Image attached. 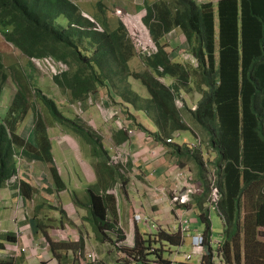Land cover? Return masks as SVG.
<instances>
[{"label": "trees", "instance_id": "trees-1", "mask_svg": "<svg viewBox=\"0 0 264 264\" xmlns=\"http://www.w3.org/2000/svg\"><path fill=\"white\" fill-rule=\"evenodd\" d=\"M94 20L102 31L96 30L71 0H0V35L7 43L29 59L51 55L68 65V71L53 80L69 103L82 101L86 107L89 95L104 93L109 100L122 104L127 125L133 123L147 130L138 123L136 113L150 118L158 128L151 134L159 140L173 139L183 131L195 133L191 123L196 122L200 131L195 129L206 135V151L212 156L207 155L203 143L196 149L188 144L171 145L178 160L191 161L203 170V193L195 197L204 224L205 257L201 264H264V0H221L218 7L213 3L199 6L194 0L156 2L148 7L145 18L159 47L153 57L137 53L122 20L115 26L106 19ZM173 27L184 35L185 50L191 59L175 61L167 49L168 41L163 44ZM136 58L143 64L141 71L131 66ZM30 65L28 70L15 68L12 74V68L0 62V98L9 79L16 88L7 114L0 116V190L17 173L16 157L21 156L46 163L55 184L63 187L48 132L53 124L74 131L101 154L102 161L116 169L109 165L110 152L102 138L79 116L65 114L55 100L36 87L35 69ZM132 79L142 82L149 98L135 90ZM194 91L202 94L196 110L184 100V93ZM179 99L184 100L183 109ZM39 107L44 109L45 117ZM30 111L35 144L20 133ZM119 132L117 145L127 139L124 129ZM214 185L221 194L215 212L224 227L217 250L212 212L205 206ZM33 191L28 183H22L24 196ZM102 201L108 203H104L103 212L94 217L93 224L99 239L115 246L125 239L117 229V199L107 194ZM109 212H114V222L108 220ZM108 228L115 230L117 240L106 232ZM2 236L0 255L7 243L18 242L14 233ZM184 242L180 231L137 232L133 247L119 248L124 254L122 264H169L172 249ZM80 244L84 251L85 243ZM71 246L52 243L55 254L57 247L64 250ZM0 264L18 261L0 256Z\"/></svg>", "mask_w": 264, "mask_h": 264}, {"label": "crops", "instance_id": "crops-1", "mask_svg": "<svg viewBox=\"0 0 264 264\" xmlns=\"http://www.w3.org/2000/svg\"><path fill=\"white\" fill-rule=\"evenodd\" d=\"M71 1L77 5L85 18L89 16L98 19L97 15L110 16L111 14L117 21L116 11L139 13L147 11L149 6L160 0ZM194 1L199 6L213 3L218 7L221 0ZM110 2L113 4L109 5ZM103 18L111 24L107 18ZM178 33L182 34L180 31ZM167 39L169 40L168 37ZM167 39L165 37V40ZM175 41L178 42V39ZM179 44L178 42L177 47ZM172 58L175 59V56L172 55ZM86 108L94 114L99 112L95 109L96 107ZM83 122L85 123V120ZM87 122L86 127L91 128L103 142L119 143L117 142V136L121 134L119 130H114L110 141L106 138L108 131L103 121L96 127H94L96 124L94 119ZM148 122L152 125L154 123L151 119ZM129 127L133 133L127 135V139L122 144L127 145L134 155L129 170L131 176L126 180L125 187L123 186L118 196H115L119 216L117 229L125 235L123 245L132 247L137 232L146 234L155 231L153 223L158 224L160 230L172 233L180 231L181 224L187 220L190 225L199 223L200 208L197 205V198L182 209L177 207L175 209L170 199L172 191L182 190L183 184L188 180L203 184L204 181L203 170L198 165L191 161L178 160L174 154V145H167L166 139L159 140L150 134V132L158 131L156 126L153 125L149 129L145 126L147 131L135 127L134 124H130ZM194 130L202 141L200 133L195 128ZM21 134L35 144L33 116L25 121ZM49 135L53 145V155L63 179V184L61 183L60 186L63 187L55 184L49 166L44 162H33L24 157L20 159L18 161L20 179L17 182L13 180L12 182H15L13 185H11L12 182L6 183L0 191V236L3 237L2 235L7 233L18 235L20 250L15 252L18 264H86V262L89 263L86 255L91 251L98 254L100 261L103 259V262L108 264L105 261L107 253L103 251L106 252L107 248L119 255L120 249L113 248L110 241L102 242L93 223L94 217L103 212L101 208L107 202L102 201L103 197L112 194L118 181H124L122 173L119 169H112L105 161H102L101 154L95 153L93 147L74 131L53 124ZM118 139L121 140V137ZM185 141L198 143L191 141L188 137ZM105 148L112 150L113 145L111 147L105 145ZM179 162L183 163L184 167ZM23 182L28 183L34 190L28 196H24L23 193L21 195L18 189ZM91 187L95 188L92 192ZM205 206L208 207V203ZM107 215L108 220L114 222L116 218L114 212H109ZM192 231L195 232L192 233ZM106 232L114 235L112 237L117 240L114 229L108 228ZM190 233L196 235L202 233V230L191 228ZM186 239L180 248H176L180 252L187 243ZM192 241L191 237V246ZM82 242L85 243L84 251L81 250ZM52 243L71 244L73 248L63 250L57 247L55 254ZM11 246L14 245L6 244L3 257L9 256L7 251ZM10 251L11 249L8 252ZM176 257L172 254L170 260L176 261ZM122 263V260L118 262V264Z\"/></svg>", "mask_w": 264, "mask_h": 264}, {"label": "rangeland", "instance_id": "rangeland-1", "mask_svg": "<svg viewBox=\"0 0 264 264\" xmlns=\"http://www.w3.org/2000/svg\"><path fill=\"white\" fill-rule=\"evenodd\" d=\"M112 4L113 3H111V2L109 3V5H112ZM126 12H128V11H126ZM131 14L135 15L136 13H131ZM101 15H97L98 16L97 18L100 21H104L103 17H105V18H107L110 21L112 26H115L118 23V20L116 21L115 18H113L111 14H109L110 16H107L106 14H104V15L101 14ZM138 15H143V17H144L146 14L143 11V12L139 13ZM100 16L102 18H100ZM92 19H94V18H92ZM97 28L103 29V27H99V26H97ZM178 31H180V30L173 27L172 28V32L167 34L166 39H167V37L169 38V40L167 39V41H168L167 45L169 46V47H167V49H168L169 53H171V55L175 56V61H183L184 62L183 58H185V57L186 58H190V54H189L188 51H186L187 50V44H186L184 35L181 34V33H178ZM219 31H220V20H219L218 14H217V46L218 47L220 45V42H219ZM175 39H178V42L180 43L178 47H177L178 42L175 41ZM165 41L166 40H163V44L165 43ZM172 44H173V47H172ZM0 62L3 63L6 68H12L11 69L12 74L15 71V68H20L21 67V68L26 69V70L31 68L30 67L31 65H30L29 58H27L24 55H22L11 44H9L6 41H4L2 36H0ZM131 66H132V68L134 70L135 69L139 70V71L143 70V64H142L141 60H139L138 58H136L135 60L132 61ZM33 81H34V84L36 85V87L38 89H40L44 94L48 95L51 99L55 100V102L58 105V107H60V109L65 114H67L68 116H70V117L74 116L76 118H78L77 116H79L81 119L85 120V124L90 119H94L96 121V124L94 125V127H96L98 124H100L101 121L104 122L102 114H101L100 110L97 107L95 108V109H97V112L99 111L97 114L91 113L89 110H86L87 108L86 109L84 108V111L81 113L80 109L76 108L74 106L75 103H69L67 98L61 93V90L54 83V80H53L52 76L47 74L46 72L38 71L37 69H35ZM132 81H133L135 90L141 96L147 97V98L150 97L148 89L142 84L141 81H135L134 79H132ZM164 82L170 83V80H165L164 79ZM4 89L5 90H4V92L2 94V97H1V100H0V116L1 117L5 116L7 114L10 102H11V100L13 98L14 93L16 92V88L14 86L13 79H9L7 81V84L5 85ZM184 97H185V99H187V103H188L189 107L194 108V107H196L198 105L199 101L202 99V94H200L197 91H194V92L189 93V94L188 93H184ZM107 98L109 99V96H107ZM109 104H111V106L114 109H116L115 111H117V114H120V117H119V120L109 122V125L106 126L107 127L106 130L108 131L107 132L108 136H106V138L108 140H110V137L112 136V133L114 132V130H116L119 122L122 124V127L124 128L125 127L124 123L127 120L125 113L123 112V110H121L122 108L120 107V106H122V104H119L118 102H116L114 100H109L108 101V105ZM87 107H88V105H87ZM38 110L45 117L44 109L42 107H39ZM125 110L130 111V109H128L126 107H125ZM89 113H91V114L89 115ZM30 115H32V111L29 112V114L26 117V119L24 120L20 130H22V127H23L25 121L29 118ZM136 115L138 116V119H137L138 123L146 126L148 129L152 128L153 125L156 126L155 123H153V125H152L151 122H148V120L150 118H148L144 113H136ZM126 124H127V122H126ZM191 125H192V127H194L197 130H199V127L196 126L197 125L196 122L195 123L194 122L191 123ZM61 128H63V126H61ZM97 128H99V127H97ZM49 130H51V126L49 127L48 132H49ZM174 136L173 137L175 138V140H176L175 142L177 144H185L186 143L185 142V138H187V137L191 141L199 142V137H197V135L195 133H193L192 131H183V132L178 133V134H176ZM200 137L202 138L203 148L206 151L207 150L206 135L202 134ZM77 138H79V136H77ZM103 144L108 146V147L112 146V143H110L108 141H104ZM106 149L108 150V148H106ZM108 151L111 152L112 150H108ZM207 155H211V154L209 152H207ZM209 169H213V167L211 165H209ZM13 183H15V182H12L11 185H13ZM93 190H95V188L91 187L90 191L92 192ZM114 192L115 191L113 190V192H111V193H114ZM211 219H212V222H213V231H214V242L213 243H214L215 250H217L218 249V245H220V244H217V243H220L222 241V239H223L224 227H223V222L220 219V217L217 214V212H215V211L212 212ZM190 227L192 229H197L199 231H201V230L203 231L204 224L201 223L200 220H199V223H196V224H193V225L191 224ZM193 232H195V231H192V233ZM262 232H264V230H262ZM192 233H190V236H192ZM190 236L186 235V238L188 237L186 239L187 243L181 248V252H179V250L176 249V248L173 249L174 250L173 253H171L170 251L168 252V254L171 253L169 255V257H171L172 254L177 256L176 257V259H177L176 261H177L178 264H201V262L199 260V257H194L191 262H188L184 258L185 254L193 252L192 246L190 244L191 243V237ZM103 253H107V255L105 257V261H107L108 264H118V262H120L122 260V256L124 257L123 253L122 254L120 253L118 255L113 250H109L107 248H106V252L103 251ZM99 259L100 258H98V264H102V262L104 260L101 259L102 261H100ZM96 262H97V260H96ZM103 264H105V263L103 262Z\"/></svg>", "mask_w": 264, "mask_h": 264}, {"label": "built area", "instance_id": "built-area-1", "mask_svg": "<svg viewBox=\"0 0 264 264\" xmlns=\"http://www.w3.org/2000/svg\"><path fill=\"white\" fill-rule=\"evenodd\" d=\"M121 14V12H120ZM143 15H127L123 16V21L125 26L128 27L129 32L134 40V44L138 53L141 56L145 57H153L159 52V47L155 39L153 38L150 28L144 23ZM185 59H191L186 58ZM34 63L43 71L52 74V75H60L63 72L68 70V66L63 62L56 61L52 57H45L43 59H33ZM89 102L92 106L97 107L104 119L105 124L108 126L109 122L119 120V115L117 114L116 109L109 107L106 104V98L101 97L100 99H95L91 97ZM81 113L83 112L82 108L80 107ZM118 129H122V124L119 122ZM168 143H173L172 139L168 140ZM194 148L197 146L195 144L192 145ZM112 154L109 165L113 167H117L123 177L129 176L130 165L133 161V153L131 152L130 148L127 145H120L118 146ZM123 188L122 183H118L115 188V193H119V191ZM202 186L199 184H194L191 180H188L185 184H183L182 190H175L171 197V203L175 207L179 205H187L192 197L202 192ZM211 204L214 207H217L220 203V192L219 189L214 185L212 187L211 195H210ZM153 230L159 231V225L153 224ZM182 231L185 234H189L191 231L189 222H184L182 225ZM62 235V234H61ZM124 242H117L115 248L122 247ZM126 246V245H124ZM192 253H188L184 255V258L187 261H191L194 257H199V260L202 261L205 257V247H204V237L201 234L193 236V244H192ZM88 259L92 264L98 261V255L95 252H91L88 254ZM169 264H178L177 261H172Z\"/></svg>", "mask_w": 264, "mask_h": 264}, {"label": "clouds", "instance_id": "clouds-1", "mask_svg": "<svg viewBox=\"0 0 264 264\" xmlns=\"http://www.w3.org/2000/svg\"><path fill=\"white\" fill-rule=\"evenodd\" d=\"M120 12H121V14H120ZM143 12V11H142ZM145 12V16H144V23H145V18H146V16H147V11H144ZM116 14H117V18H118V20L120 19V20H122L123 21V16L125 15V14H127V15H134V14H131L130 12V14L128 13V12H126L125 10H119V11H116L115 12ZM139 13H141V12H139ZM139 13H136L135 15H138ZM84 17V16H83ZM87 18L86 19H88V20H90L91 22H93L94 24H95V28H96V30H98V31H102L103 29H99V28H97V26H99V27H101L100 26V24L99 23H97L94 19H92L91 17H89V16H86ZM124 22V21H123ZM125 24V23H124ZM146 24V23H145ZM97 25V26H96ZM147 25V24H146ZM149 27V26H148ZM127 30H128V33H129V35H130V37L132 38V36H131V34H130V32H129V29H128V27H127ZM150 31H151V29H150ZM151 34H152V32H151ZM1 36V35H0ZM152 36H153V34H152ZM153 38H154V36H153ZM5 41V40H4ZM132 41H133V43H134V40L132 39ZM134 46H135V44H134ZM135 48H136V46H135ZM136 51H137V49H136ZM137 53H138V51H137ZM139 54V53H138ZM140 55V54H139ZM45 57H52L54 60H56V58H54L53 56H51V55H46V56H44V57H33V58H30L29 59V61L32 63V65H33V67H34V69H37L38 71H43V70H41L35 63H34V61H33V59H43V58H45ZM56 61H60V62H62L61 60H56ZM64 63V62H63ZM64 64H66V63H64ZM67 65V64H66ZM68 66V65H67ZM68 71V70H67ZM43 72H45V71H43ZM47 73V72H46ZM65 72H63L62 74H60V75H52V74H49V73H47V74H49V75H51L52 76V78L54 79L55 77H58V76H61V75H63ZM164 81V80H163ZM48 96V95H47ZM91 97H93V98H95V99H100L101 97H104V98H106V104L108 105V101H109V99L107 98V96L106 95H104L103 93L101 94V96H95V95H93V94H91V95H89V97H88V101H87V105L88 106H92L91 104H90V102H89V99L91 98ZM0 100H1V98H0ZM184 100H186L185 98H184ZM184 100L183 99H179L178 100V105H179V107L181 108V109H183L184 107H185V103H184ZM187 101V100H186ZM87 105H86V107H87ZM74 106L76 107V108H79L80 109V107L82 108V110L84 111V108L86 109V107H85V104L82 102V101H79V102H77L76 104H74ZM109 107H112L111 106V104H109L108 105ZM92 107H95V106H92ZM197 107H198V105L196 106V107H194V108H192V107H190L192 110H196L197 109ZM113 108V107H112ZM114 109V108H113ZM29 117H31V116H29ZM119 117H120V115H119ZM104 124H105V122H104ZM130 124H133V123H130ZM130 124L129 125H127L126 124V122L124 123V130H125V133H127V135L129 136L131 133H133V130L132 129H130ZM106 125V124H105ZM107 126V125H106ZM23 128V127H22ZM116 130H122V129H118V128H116ZM145 131H147V130H145ZM20 133H21V131H20ZM150 134H151V132H150ZM178 134V133H177ZM152 135V134H151ZM176 135V134H175ZM153 136V135H152ZM155 137V136H154ZM175 137V136H174ZM158 139V138H157ZM168 140L169 139H166V143H167V145H171V144H175L176 142H175V138H173L172 140H173V143H168ZM186 143L185 144H188V145H190V148L191 149H196L197 148V146L198 145H200L201 143H202V141L201 140H199V142L198 143H189V141H185ZM193 144H195V145H197L195 148L192 146ZM113 145V149H112V151H114L118 146H120V145H123V144H120V145H117L116 143H113L112 144ZM182 145H184V144H182ZM111 151V152H112ZM110 154H113V152L112 153H110ZM28 158V157H25V156H21V157H16L17 159H18V161L20 160V159H22V158ZM110 158H111V155H110ZM29 159V158H28ZM29 160H31V159H29ZM31 161H33V162H35L34 160H31ZM41 162V161H40ZM46 164V163H45ZM116 169H118V168H116ZM19 175H20V167L18 166V163H17V173L11 178V179H9L8 181H6L5 182V184L6 183H11L13 180H15L16 182L20 179L19 178ZM131 176V172H129V176L128 177H123L122 176V179H124V181H118V183H122L123 184V186L125 187V184H126V180L129 178ZM194 184H201V183H196L195 182V180L194 181H192ZM117 183V184H118ZM4 184V185H5ZM117 184H116V186H117ZM116 186H115V188H116ZM123 187V188H124ZM3 188H4V186H3ZM2 188V189H3ZM115 188L113 189L114 191H115ZM1 189V190H2ZM18 189H19V191H20V193H21V195H22V183L19 185V187H18ZM0 190V191H1ZM113 190H112V192H113ZM211 191H212V189H211ZM120 192V191H119ZM172 192H174V191H172ZM220 192V191H219ZM201 193H203V190H202V192H200V193H197V194H195L193 197H192V199H191V201L187 204V205H179L177 208H179V209H182L183 207H187L188 205H190V203L193 201V199L195 198V197H197V195L199 196V194H201ZM118 194L119 193H112V195H116V196H118ZM173 195V194H172ZM210 195H211V192H210V194H209V202H208V205H209V207H210V210H211V212H213V211H215L216 210V208L218 207H214L212 204H211V200H210ZM220 198H221V194H220ZM175 209H176V207H175ZM211 215H212V213H211ZM183 221H186V220H183ZM188 222H189V220H187ZM186 221V222H187ZM184 223V222H183ZM183 223L181 224V226H180V232L185 236V239H186V235H189L190 236V233L189 234H185V233H183V231H182V225H183ZM154 224V223H153ZM156 224V223H155ZM158 225V224H157ZM191 228V227H190ZM154 229V228H153ZM160 230V229H159ZM158 232V231H157ZM191 232V231H190ZM199 234H201V235H203V233H199ZM196 235H198V234H196ZM193 236H195V235H192L191 237L193 238ZM204 237V236H203ZM125 242V240H120V241H117V242ZM192 243H193V241H192ZM220 244V243H219ZM14 246H11L9 249H11V251L10 252H8L9 251V249H8V251H7V253L9 254V256H7V257H13V258H15L16 260H17V255L15 254V252H17V251H19L20 250V246H19V238H18V242L17 243H15V244H13ZM135 245V243L133 244V246ZM113 246V248H115V246L114 245H112ZM132 246V247H133ZM123 247H125L124 245L122 246V248ZM131 247V246H130ZM205 247V246H204ZM121 248V247H120ZM115 249H119V248H115ZM6 251V248L1 252V255L0 256H3V253ZM12 251H14V252H12ZM92 252V251H91ZM90 252V253H91ZM180 252V251H179ZM96 253V252H95ZM89 254V253H88ZM88 254L86 255V257L88 256ZM97 254V253H96ZM98 255V254H97ZM99 257V256H98ZM88 258V257H87ZM100 260V259H99ZM88 261H89V259H88ZM171 261V260H170ZM192 261V260H191ZM172 262V261H171ZM188 262H190V261H188ZM200 262H202V261H200ZM89 264H92L90 261H89ZM95 264H98V261L95 263Z\"/></svg>", "mask_w": 264, "mask_h": 264}]
</instances>
